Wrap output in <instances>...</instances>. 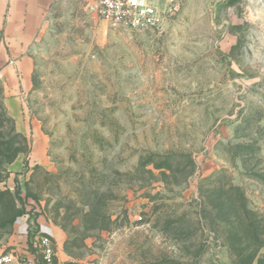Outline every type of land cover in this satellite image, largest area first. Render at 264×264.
Here are the masks:
<instances>
[{
    "label": "rangeland",
    "instance_id": "rangeland-1",
    "mask_svg": "<svg viewBox=\"0 0 264 264\" xmlns=\"http://www.w3.org/2000/svg\"><path fill=\"white\" fill-rule=\"evenodd\" d=\"M91 1L0 0V255L28 215L61 264H264V0Z\"/></svg>",
    "mask_w": 264,
    "mask_h": 264
},
{
    "label": "built area",
    "instance_id": "built-area-1",
    "mask_svg": "<svg viewBox=\"0 0 264 264\" xmlns=\"http://www.w3.org/2000/svg\"><path fill=\"white\" fill-rule=\"evenodd\" d=\"M88 9L111 27L135 32L158 29L165 14L158 0H92ZM22 230L30 238L34 237L32 254H3L0 264H59L54 238L40 227H34L28 215Z\"/></svg>",
    "mask_w": 264,
    "mask_h": 264
},
{
    "label": "crops",
    "instance_id": "crops-1",
    "mask_svg": "<svg viewBox=\"0 0 264 264\" xmlns=\"http://www.w3.org/2000/svg\"><path fill=\"white\" fill-rule=\"evenodd\" d=\"M47 233H49V232H47ZM49 234L54 238V240H55V238L58 240V241L55 240V243H56L57 254L59 255V252H58L59 251V246H58L59 243H57V242L60 241V233L57 232V231H55V230H53L52 233H49ZM20 255H22V256H28V254L26 255V253L25 254H20ZM58 262H59V264H61V260H60L59 257H58Z\"/></svg>",
    "mask_w": 264,
    "mask_h": 264
}]
</instances>
